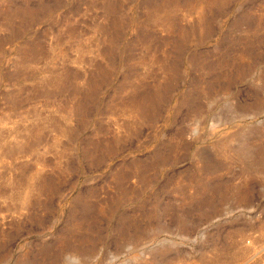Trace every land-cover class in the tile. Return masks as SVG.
Here are the masks:
<instances>
[{
    "label": "rangeland",
    "instance_id": "obj_1",
    "mask_svg": "<svg viewBox=\"0 0 264 264\" xmlns=\"http://www.w3.org/2000/svg\"><path fill=\"white\" fill-rule=\"evenodd\" d=\"M0 264H264V0H0Z\"/></svg>",
    "mask_w": 264,
    "mask_h": 264
}]
</instances>
